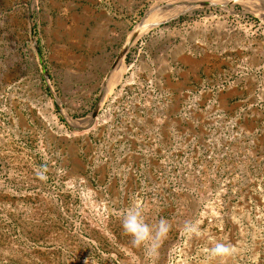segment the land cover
Instances as JSON below:
<instances>
[{"label":"rangeland","instance_id":"rangeland-1","mask_svg":"<svg viewBox=\"0 0 264 264\" xmlns=\"http://www.w3.org/2000/svg\"><path fill=\"white\" fill-rule=\"evenodd\" d=\"M0 264H264V0H0Z\"/></svg>","mask_w":264,"mask_h":264},{"label":"clouds","instance_id":"clouds-1","mask_svg":"<svg viewBox=\"0 0 264 264\" xmlns=\"http://www.w3.org/2000/svg\"><path fill=\"white\" fill-rule=\"evenodd\" d=\"M165 221H161L155 232L145 223L143 215L139 209H129L121 220L123 231L131 237L133 247L146 250V255H153L159 247V241L166 235L167 228L164 227ZM215 256L225 258L232 255L231 245L217 243L212 249Z\"/></svg>","mask_w":264,"mask_h":264},{"label":"bare ground","instance_id":"bare-ground-1","mask_svg":"<svg viewBox=\"0 0 264 264\" xmlns=\"http://www.w3.org/2000/svg\"><path fill=\"white\" fill-rule=\"evenodd\" d=\"M168 18V16H166V15H163V16H159V17H157V19L154 21V23H153V21L150 23V24H152V25H157L159 22H163L164 20H166ZM152 25H146L143 29V31H147V28H149L150 26H152ZM140 27V26H139ZM136 28H138V27H136ZM142 31V29H139L138 31L135 29L134 31H132L131 33H130V37H129V41L127 42V45L125 46V48L122 50V52H121V55H120V58H119V65H120V67H121V69L124 71L125 69H126V65H125V63H124V60H123V54H124V52H126V50L128 49V46L131 44V43H133L134 42V40H136L137 38H138V36L143 32Z\"/></svg>","mask_w":264,"mask_h":264}]
</instances>
